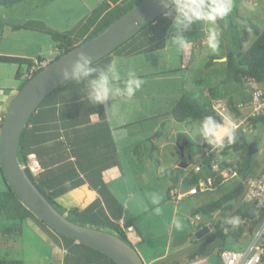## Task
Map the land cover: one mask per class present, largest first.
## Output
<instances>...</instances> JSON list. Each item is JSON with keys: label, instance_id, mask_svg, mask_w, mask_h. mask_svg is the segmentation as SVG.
<instances>
[{"label": "crops", "instance_id": "crops-1", "mask_svg": "<svg viewBox=\"0 0 264 264\" xmlns=\"http://www.w3.org/2000/svg\"><path fill=\"white\" fill-rule=\"evenodd\" d=\"M131 1L22 0L15 4L14 9H2L0 6V55L31 61L34 58L52 60L58 53V46L48 30L68 33L75 40L84 39L106 13ZM24 5L34 8L41 15L21 12V7L17 6ZM251 5L255 6V2L241 3L243 8ZM13 11L16 14L14 17L10 14ZM60 17L63 23H56L61 21ZM224 21L218 22L221 44L216 53L206 47V36L211 27L207 23L194 24L185 33L190 47L187 52L181 53L167 40L172 35L170 18L159 15L106 57L94 62L95 65H103L118 57L124 69L135 70L144 84L133 97H118L108 105H91L84 98V84L69 80L37 106L22 131L18 146L36 154L43 168L37 179L46 192L61 207H75L84 217L96 222L89 226L97 227L96 224H99L105 227L109 223L119 226L122 220L131 225L130 241L144 264H154L166 257L170 260L183 259L192 249L183 252L185 242L181 243V239L185 232L188 239L189 233L187 230L183 232L181 219L182 228L175 229L173 237V226L168 230L166 238V224L169 219L176 220L177 214L176 207L167 196V190L179 175L176 168H184L187 164L181 166L180 163L185 162L175 159L173 144L169 148L172 159L165 158L163 162L160 158L168 157V150L163 146V132L169 125L178 122L170 112L171 107L180 98L191 100L196 97L181 92L184 86L182 81H179V88V85L173 87L172 83L158 78L165 73L190 67L201 65L213 69L220 64L226 76L220 77L219 83L232 80L227 75L225 60L227 52L231 51L230 42L235 37H230L228 25ZM12 25H19V28L13 29ZM233 46H236V41H233ZM26 71V64L0 61V117L3 118L21 88ZM258 85L264 89V83L258 82ZM240 86L243 89L240 97L233 94V91L222 96L215 86L199 89L209 96L208 103L216 111L218 105L214 101L222 98L227 102L231 99L235 104L244 102L246 105L239 110L247 113L249 94L245 82ZM218 112L224 116L222 111ZM231 113L229 109L227 114L231 116ZM259 124L264 125V122L256 123L255 127ZM153 135L156 136L151 140ZM139 146L143 150L142 157L137 152ZM204 151L205 148L202 153ZM153 153L160 156L155 157ZM161 163L166 166L162 167ZM182 173L187 174L186 170ZM139 179L148 185L150 180H157L158 185L155 181V188L146 193ZM134 183L136 186H133ZM221 184L212 189H217ZM174 188L178 189L176 186ZM154 196L159 197L158 204L152 203ZM164 204L167 205L163 207L165 213L160 221V215H156L154 209ZM169 206H173V209H169ZM152 207H155L154 211ZM4 223L2 228L9 226L11 221L6 220ZM199 223L194 222V226ZM201 224L204 226L211 223L208 219ZM36 238L45 244L46 253L43 256H39L33 245ZM1 239L5 248L3 254L20 259L23 264H116L100 251L64 236L49 226L41 225L32 218L22 221L20 232L12 236L1 235ZM241 243L236 245L241 246ZM212 252L217 256L212 255ZM183 253L185 255L180 257ZM184 264L223 263L217 248H214L208 254Z\"/></svg>", "mask_w": 264, "mask_h": 264}, {"label": "trees", "instance_id": "trees-1", "mask_svg": "<svg viewBox=\"0 0 264 264\" xmlns=\"http://www.w3.org/2000/svg\"><path fill=\"white\" fill-rule=\"evenodd\" d=\"M21 1L22 0H0V5L11 6ZM139 1L141 0H132L129 4L125 6H118L113 10H111L109 13H106L100 19V21L95 25L93 30L84 39L81 40H75L68 33L53 32L48 30L47 32L57 42V46L59 49L58 53H56L53 59L59 57L61 54L69 51L70 49L74 48L75 46L79 45L80 43L84 42L85 40L91 38L92 36L102 31L105 27H107L110 23H112L122 14H124L130 7L137 4ZM147 23H144L141 26V28ZM1 27L2 24L0 23V30ZM12 28L13 29L19 28V25H12ZM251 34L254 35L253 40L247 47H244L243 42L248 40ZM237 45H238L237 50L228 51L226 55L225 65H226L228 77L239 84H243L245 82V78L247 77L254 79L256 82L263 83L264 82V27L263 28L258 27L250 19L249 21H243V31H242V35L238 39ZM107 55H105L104 57H106ZM104 57H102L101 59H103ZM0 61L26 64L27 69L32 64V61L30 59H24L10 55H0ZM38 71L39 70L35 71L33 75H35ZM29 79L30 78H26L25 76L22 86ZM67 81L69 80H66L65 82ZM64 83L60 84L55 89L51 90L42 99L41 102H43L46 97L52 94L56 89H58ZM227 103L230 111L233 112L232 115L240 114L239 108L231 99H229ZM170 112L174 117V119L178 122H183L185 120L200 121V119H202V117L205 115H211L218 121H222L224 119L220 115V113L212 107L211 104L200 101L199 99L196 98L191 100L187 99L186 97L180 98L173 104V106L170 109ZM250 120L253 123V126H255V124L258 122H264V117L251 118ZM155 136L156 135H153L152 137H150V139L153 140ZM20 138L18 144L20 142ZM249 143L250 141L247 140L246 133L239 128L236 129L235 142L230 146L226 145L224 149L221 151L220 156L225 157L229 148H231L233 152L238 153L240 160L236 164L237 165L236 170L238 176L240 177V180L232 188L223 192L217 198L205 203L203 206L195 207L190 211L191 215L207 216L210 223L212 224V229L207 234L196 240L195 245L192 247L190 251H188V253L183 259L174 258L170 260L168 257H166L162 260L157 261L154 264H184L186 262H191L192 260H194L199 256L208 254L214 248H217L218 255L220 250L222 249L235 250L226 247L225 245H227V243L230 242L234 244L240 243L242 242L241 241L242 236H245L248 233L250 234L256 230V228L264 218V209H256L253 203L243 202L241 200L242 195L245 191L246 182L251 177L252 168L254 167V163L250 161L251 155L247 156L246 154L247 146ZM206 147H208V145H206ZM17 150L21 163L25 164L26 155L29 152L19 148V146L17 147ZM212 155L214 154L211 153V156ZM209 157L202 156L200 158L199 163L201 162L203 163V165L201 166V169L197 172L191 171L188 172L187 174H183L182 171H184L185 168L183 167L176 168L177 170H179V175L176 176L175 181L172 183V185L168 187L167 196L169 199H170L169 196L170 190L175 186L177 187L178 185H180V187L183 189V192H186L194 187L195 191L191 193H184V195H189V194L191 195V194L203 192L209 187H211L210 189H212L213 187L221 184V182L224 180L225 177H222L218 173V171L212 170L210 166ZM229 163L232 164V162L224 158L221 160V164H222L221 167ZM25 170L28 173V175L31 177V179L34 181L36 186L39 188V190L49 199V201L54 205V207H56L57 210H59L62 214H64L68 219L85 225H91L96 223L94 222V220L84 217L75 207H70V208L61 207L53 199V197L49 193H47L46 190L41 186V184L37 179V176L32 177L28 172V170L27 169ZM0 177L4 183L3 189H0V214L3 215L5 221L6 220L11 221V224H9V226L1 228L0 236L1 235L12 236L16 232H20L21 223L23 220L27 218L35 219L41 225L48 226L44 221L38 218L32 211H30L20 201V199L15 194V192L11 189V187L7 183L2 173L1 164H0ZM179 178H181L180 181ZM207 179H210L211 183H208ZM201 182H204L207 185V187H203V185L200 184ZM235 201H238L237 205H234ZM216 211L219 213V216L216 221H211L212 214ZM232 216L240 217V224L238 227H232L231 225L226 223V218ZM124 224L125 226L128 225V223H126L125 221ZM201 226L202 224L199 223L195 227L200 228ZM107 227H109L112 231H114L117 235L125 239L127 242L132 244L126 235V232L121 227L110 223L107 225ZM109 259L112 260L111 258ZM0 264H23V261L20 259L0 256ZM262 264H264V257Z\"/></svg>", "mask_w": 264, "mask_h": 264}, {"label": "water", "instance_id": "water-1", "mask_svg": "<svg viewBox=\"0 0 264 264\" xmlns=\"http://www.w3.org/2000/svg\"><path fill=\"white\" fill-rule=\"evenodd\" d=\"M163 11L160 0H141L96 35L52 59L18 90L0 123L2 173L20 201L55 231L102 252L117 264L144 262L135 247L114 231L74 222L57 210L24 169L18 156V141L30 115L42 99L68 80L60 75L59 70L70 69L77 51L90 55L94 63ZM255 151L256 144L252 141L247 146L246 154L250 156ZM184 164L180 163L181 166ZM211 228L212 224L200 227L195 232L196 238H201Z\"/></svg>", "mask_w": 264, "mask_h": 264}, {"label": "rangeland", "instance_id": "rangeland-1", "mask_svg": "<svg viewBox=\"0 0 264 264\" xmlns=\"http://www.w3.org/2000/svg\"><path fill=\"white\" fill-rule=\"evenodd\" d=\"M25 1H28V0H25ZM36 1H39V0H36ZM232 1H233V11L226 18V21L224 22H226L228 25V32H230V37L231 38L235 37V40H231L230 42V49L232 51H235L237 50V47H238L237 45L238 38L242 35L243 21H249V19L252 18L250 20H252V22L255 25H257L260 28L264 27V0H232ZM248 1L250 3L255 2V6L251 5V7L249 6L245 8L241 7V3H245ZM69 2H71V0H69ZM14 7H15V4H13L10 8H6L2 6V9H14ZM17 7H21L20 11L26 13L27 15H30L32 12L39 13L36 10H34V8L32 7L27 8L25 5L17 6ZM10 14L12 17L16 16L15 11L10 12ZM12 14H15V15H12ZM241 14L248 16L249 18L241 16ZM39 15L41 14L39 13ZM60 20L61 21L56 22V23H63V20L61 19V17H60ZM253 38H254V35L251 34L248 40L243 42L244 47H247L251 43ZM233 41H236V46H233ZM211 68H205L199 65V66L190 67L188 69H184V70L177 71V72L165 73L163 74L164 75L163 77H160L158 79L172 83L173 87H176L179 85V88H181L179 81H182L184 83L183 90L181 89V92L183 94L185 93L189 97L195 96L196 99H199L200 101H203L206 103H208L209 96L205 92H201L199 88H207L208 86H215L218 89L219 94L222 96H224L225 94L231 91H233L234 92L233 94L235 95L237 94V96L239 97L242 96L243 89L241 88L239 83H236L232 80H226V81H223V83H219L218 81L219 78L220 77L223 78L226 76V71L220 64H218L213 69ZM195 80H199V81L194 82ZM217 109L221 111V109L219 108ZM244 111L240 113L244 114L243 113ZM198 123H199L198 120H185L183 122H174L173 125H169V127H167L165 132H163V138H162L164 149L168 150L167 152L168 157L162 156L161 158L160 157H157V158L158 159L160 158L163 162H165L164 161L165 158H168V160L172 159L169 153V148L173 144L172 148H173V154L175 155V159H181L182 161L187 163V166L184 167L185 168L184 170H186L187 173L191 171L193 172L194 166L198 164L200 158L202 157V151L207 145L205 142L200 140V138H198L196 135ZM246 138L250 142H252L253 140L257 142L256 151L250 157V161L254 163V167L252 168L251 177L255 175L264 174V125L259 124L256 127L253 126L252 132L246 133ZM142 151H143L142 147L139 146L137 150V152H139V157H142V154H141ZM157 155L160 156L157 153L156 154L153 153V156L156 157ZM227 159L231 160L230 162H232V164H237V162L240 160V157L238 156V153L229 151L227 154ZM161 166L164 167L166 165L161 163ZM239 180H240V177L238 176V174L229 175L224 178V180L222 181V184L218 186L217 189H210L211 187H209L205 191L200 192V193L191 194V195L190 194L183 195L176 202L170 199L171 204L176 207V211H177L176 220L181 219V221L183 222V232L184 230H187V232L189 233L188 239L186 236V232L183 233V236L181 239V243L185 242L184 247H183L184 248L183 252L185 250H189L195 245V243H193L196 238L195 236L196 230H195L194 222L204 223V221L208 220L207 216H201V215H198L199 218L195 219L194 215L190 214V211L195 207L203 206L205 203L217 198L220 194L232 188ZM139 181H140L142 190H144L146 193L153 190L155 188L154 185H156V183L158 185L157 180H153V181L150 180L149 185L146 182H143V179H139ZM133 186H136V184L134 183ZM3 187H4V183L0 177V189H3ZM177 187L180 192L183 191L180 185H178ZM237 204H238V201H235L234 205H237ZM165 205L167 204L158 206L161 209V212L159 213L160 221H162L163 214L165 213L163 209V207H166ZM173 206H169V209H173ZM153 208L155 207H152L151 210H153ZM185 216H188L187 219H185ZM218 216H219V213L217 211L214 212L212 214L211 221H216ZM4 222H5V219L3 218V215L0 214V234H1L2 225L5 224ZM159 225H163V223H159ZM96 226H97L96 228H100V229L106 228L104 230L112 231L107 226L102 227L99 224H96ZM172 227H173V221L169 219L168 223L166 224V229H167L166 238L168 237V230H171ZM175 229L176 228L174 227V230L172 233L173 237L175 236ZM249 235L250 234L248 233L247 235L241 238V241H242L241 246L236 245L231 242L227 243V245L225 246L235 249V250L244 249L249 242V239H250L248 237ZM1 240L2 239L0 236V256H6L3 254L5 248L3 244L1 243ZM33 245L38 251L39 256H43L46 253V249H44L45 244L43 241H40L39 239L36 238L35 240H33ZM190 245H192V247ZM211 254L214 255L215 257L217 256L215 252L214 253L212 252ZM184 255L185 254L183 253L182 255H180V257Z\"/></svg>", "mask_w": 264, "mask_h": 264}, {"label": "clouds", "instance_id": "clouds-1", "mask_svg": "<svg viewBox=\"0 0 264 264\" xmlns=\"http://www.w3.org/2000/svg\"><path fill=\"white\" fill-rule=\"evenodd\" d=\"M164 8L162 15L170 18L172 35L170 40L181 53L189 50L190 41L185 36L194 24L207 23L211 27L206 36V47L216 53L220 47L218 22L224 21L233 11L232 0H160ZM60 75L76 84H84V98L91 105H108L118 97L131 98L143 86L144 80L131 68L124 69L118 57L107 64L95 65L92 57L83 51H77L69 68H61ZM258 83V82H257ZM196 135L208 146L222 149L236 140V125L230 118L218 121L211 115L200 119ZM153 204L159 203V197H153ZM156 214L161 212L155 208ZM232 227L240 224L239 216L226 218ZM176 229H181L179 220L173 221Z\"/></svg>", "mask_w": 264, "mask_h": 264}, {"label": "built area", "instance_id": "built-area-1", "mask_svg": "<svg viewBox=\"0 0 264 264\" xmlns=\"http://www.w3.org/2000/svg\"><path fill=\"white\" fill-rule=\"evenodd\" d=\"M59 50V49H58ZM57 50V51H58ZM51 59H42V58H34L32 59V64L27 69L25 76L26 78H31L35 71L42 69L45 67ZM245 86L249 94V99L247 102V106L249 108L247 113L237 114L229 116L227 112L229 111L227 102L222 99H216L214 101L215 104L218 105V108L224 114V118H230L233 123L236 125V129H241L243 132H252L253 123L251 122V118L256 117H264V89L261 88L258 83L252 78H245ZM246 104L244 102H237L236 106L238 108H243ZM218 110V109H217ZM220 111V110H218ZM241 111V110H240ZM2 117H0V123L2 121ZM226 144L228 146L232 145ZM219 148H214L212 146L205 147V151L202 153L203 157L210 158V166L212 170L218 171V173L222 177H227L229 175L237 174V165L236 164H227L221 167V160L225 157L220 156L221 151L223 150ZM229 151H232L229 148ZM211 153L214 155L211 156ZM24 169H27L32 177H36L42 170V165L40 164L39 159L37 158L34 152H29L26 155V162L23 164ZM203 163L196 164L194 166L193 171L197 172L201 169ZM208 183H211L210 179H207ZM203 187H207L204 182L200 183ZM195 191V188H191L186 192H180L177 188H172L169 192L170 199L173 201H177L184 193H191ZM241 200L243 202L253 203L256 209H264V174L252 176L246 182L245 191L242 195ZM195 219H198V215H194ZM119 227H121L125 232L129 240L131 237L129 236L132 231L131 225L125 226L124 221H120ZM219 257L223 264H262L264 257V218L256 228V230L250 233V239L247 246L241 250H229L222 249L219 252Z\"/></svg>", "mask_w": 264, "mask_h": 264}]
</instances>
